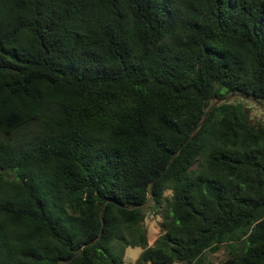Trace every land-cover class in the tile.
Returning a JSON list of instances; mask_svg holds the SVG:
<instances>
[{"label": "trees", "instance_id": "1", "mask_svg": "<svg viewBox=\"0 0 264 264\" xmlns=\"http://www.w3.org/2000/svg\"><path fill=\"white\" fill-rule=\"evenodd\" d=\"M234 92L264 100V0H0V264H264V121L192 132Z\"/></svg>", "mask_w": 264, "mask_h": 264}, {"label": "rangeland", "instance_id": "2", "mask_svg": "<svg viewBox=\"0 0 264 264\" xmlns=\"http://www.w3.org/2000/svg\"><path fill=\"white\" fill-rule=\"evenodd\" d=\"M229 97L226 100L236 102H241L247 109L249 113V118L252 123L264 121V100H253L249 97L239 95L234 93H228ZM170 192L167 190L163 193V200L159 208V212L154 209L146 207L144 225L146 230V240L148 245H152L156 237L160 234L161 228L160 224L163 221L162 215L166 209L167 197ZM115 249H120L122 247V260L123 264H136V259L141 251L140 246H123L122 243L116 241ZM230 246L226 243H221L219 247L214 250H205L203 252V263L202 264H221L229 254ZM152 264V263H146ZM172 264H184L183 262L176 261Z\"/></svg>", "mask_w": 264, "mask_h": 264}, {"label": "water", "instance_id": "3", "mask_svg": "<svg viewBox=\"0 0 264 264\" xmlns=\"http://www.w3.org/2000/svg\"><path fill=\"white\" fill-rule=\"evenodd\" d=\"M235 93H236V94H239V95H243V96H245V97H249V98H251V99L257 101V99L252 98V97H250V96H247V95H245V94H242V93H240V92H235ZM228 97H229V95H224V96H222V97H219V98L215 99V100L211 103V105L207 108V110L205 111V113H204L202 119L199 121V123H198L197 126L193 129L192 132H194V131L196 130V128L201 124L202 120L205 118V116L207 115L209 109H210L213 105L218 104L219 102L226 100ZM101 219H102V216H101ZM93 241H94V240H91V241H89V242L91 243V242H93ZM59 264H62V262H60Z\"/></svg>", "mask_w": 264, "mask_h": 264}]
</instances>
